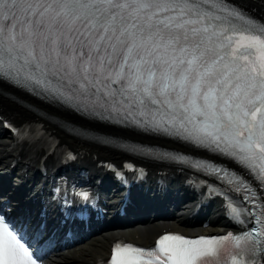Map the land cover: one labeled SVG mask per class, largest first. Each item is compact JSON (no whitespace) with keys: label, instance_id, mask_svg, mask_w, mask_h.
Here are the masks:
<instances>
[{"label":"snow or ice","instance_id":"obj_1","mask_svg":"<svg viewBox=\"0 0 264 264\" xmlns=\"http://www.w3.org/2000/svg\"><path fill=\"white\" fill-rule=\"evenodd\" d=\"M0 73L37 86L55 81L68 99L104 111L150 112L154 121L158 114L256 181L218 164L209 173L227 186L218 193L227 210L247 214V231L196 239L166 234L154 249L117 244L111 264H198L228 242L231 264H260L264 24L222 0H0ZM32 256L0 216V264H37Z\"/></svg>","mask_w":264,"mask_h":264},{"label":"bare ground","instance_id":"obj_2","mask_svg":"<svg viewBox=\"0 0 264 264\" xmlns=\"http://www.w3.org/2000/svg\"><path fill=\"white\" fill-rule=\"evenodd\" d=\"M6 140L7 136L3 135L0 131V162H4L10 157L9 155L3 154ZM174 223L178 224V222ZM167 225L166 223H160L154 220L134 228L129 233V237L136 239V235H138L139 241H148L153 239L159 229ZM113 235H115L113 231H108L91 237L84 243L76 245L73 249L51 257L48 264H95L99 257L107 254Z\"/></svg>","mask_w":264,"mask_h":264}]
</instances>
